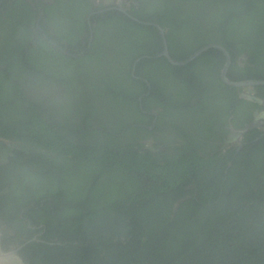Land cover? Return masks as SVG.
Returning a JSON list of instances; mask_svg holds the SVG:
<instances>
[{
    "label": "trees",
    "instance_id": "obj_1",
    "mask_svg": "<svg viewBox=\"0 0 264 264\" xmlns=\"http://www.w3.org/2000/svg\"><path fill=\"white\" fill-rule=\"evenodd\" d=\"M136 1L140 9L131 14L140 22L120 13L113 16L122 23L112 32L119 33V52L113 51L115 44L113 50L93 46L84 51L76 35L64 38L61 25L56 28L53 39L67 40L71 52L84 51V64L97 67L91 76L95 96H85L80 104L86 128L77 134L79 139L73 140L76 133L61 128L70 125L54 114L46 121L38 113L39 108L44 113L45 101L22 110L28 99L22 101L19 91L0 94V137L17 140L22 148L0 166V217L16 232L19 244L42 233L39 238L45 243L29 241L20 253L30 264H264V135L251 132L239 151L213 154L219 147L213 148L200 136L208 141L214 126L222 127L230 113L235 114L237 103L246 102L239 101L236 90L221 80L223 52L211 48L186 65L173 66L159 56L164 44L158 29L147 24L168 30L169 51L178 61L219 44L231 55L227 74L231 80H264V0ZM17 7L21 17L33 21L30 5L20 0ZM22 38L27 42L31 35ZM35 41L37 48H29L28 59L34 86L64 82L71 86L73 75L49 68L50 58L59 52L41 37ZM24 49H17L15 55L22 59ZM245 51L250 60L241 69L237 57ZM121 54L130 67L141 58L138 65L151 90L143 82L121 80L114 74L117 57L102 61ZM37 56H48L49 62L35 60ZM88 78L83 76V89ZM212 91L222 93L220 99L212 98ZM14 98L17 111L2 112ZM215 104L230 113L203 125L201 118H207ZM141 105L148 112L160 106L163 113L183 121L173 123V128L187 142L170 147L169 153L139 154L133 141L109 139L108 127L102 124L108 120L102 118L110 111L121 114V109L138 115ZM128 115L129 111L125 123L116 124L115 133L124 129L132 136L142 130L131 125ZM193 120L195 127L188 124ZM169 142L164 139L165 145ZM45 149L50 154H43ZM190 185L193 188L186 190Z\"/></svg>",
    "mask_w": 264,
    "mask_h": 264
},
{
    "label": "flooded vegetation",
    "instance_id": "obj_2",
    "mask_svg": "<svg viewBox=\"0 0 264 264\" xmlns=\"http://www.w3.org/2000/svg\"><path fill=\"white\" fill-rule=\"evenodd\" d=\"M19 1L20 0H0V94L6 91L9 93L15 92L16 94V91H19V93H21L20 97L22 101H26V98L28 99V103H22V110H31L34 102L45 101V103L41 105L43 107L44 113L40 108L38 113L42 115L46 121H49L51 114H54L56 117H58L62 124H69L70 126L68 128L64 127L66 125L60 127L76 133L72 139L77 140L80 138V136L77 134H80L81 131L86 128L80 113V104L83 102L85 96H89L90 99H93L95 96V91L91 89V85L93 83L91 82V76L95 75L97 69L96 66L84 64V62L81 61V57L84 56V51L93 46H101L102 48L109 47V50H113V44H115V50L113 51L119 52L120 47L117 43L119 33H117V35H113L112 32L114 31L115 26H121L122 23L115 22L113 16L116 13H120L127 16L128 18H132L135 21L140 22L131 14L133 10L140 9L139 2L136 0H82L83 4L80 5L79 0H23L24 5L28 4L31 7L33 17V21L31 22L28 17H21L22 13L19 11V7H17ZM20 3H22V1ZM58 24L62 27V32H60L63 34L64 38L76 35L80 39L84 47V51L82 53L79 54L78 52H71L72 48L67 40L58 42L57 40L53 39L54 37H57L55 31ZM82 24L84 26H82ZM147 24L156 26L161 39L163 40L165 50V41L167 43L166 34L168 30L158 24ZM82 30L83 33H81ZM97 33L98 39L96 42L95 34ZM24 34L31 35V40L24 42V39L22 38V35ZM39 37H41L49 46L59 52L60 55L50 58L52 64H50L48 56H37L35 60L45 58L46 62H49V68L59 71L64 75H73L75 79L71 86L68 87L67 84L65 85L66 82L55 83L53 86H49L48 84L44 88H36L34 86L35 80L33 78L34 76L31 75L30 61L28 60L30 58L29 48H37L35 39ZM111 38H113V41H111ZM24 46L25 56L23 54V58L20 59L15 55V51H17V49H22ZM164 50L159 55L160 57H165L162 55ZM224 56L225 60L227 61L225 54ZM105 57L106 55H103L102 59ZM114 57L118 58V61L114 62V64L118 66V68L115 69V72H113L114 74H116L121 80H124V78L128 77L130 80H133L132 82H143L147 88L151 90V83L147 80V77L143 74L138 65L141 58H138L136 61H134L131 67L129 66V62L126 60V56L123 54L107 56L109 60L102 61L109 62L110 60H113ZM247 60H250V56L247 51L243 52L237 57V63L241 69L246 67ZM167 61L172 64L168 59ZM95 62L99 63L100 61ZM22 66H26L27 70H25ZM222 70L220 72V77L224 82L222 79ZM83 76L89 77L88 81H85V84H88V87H85L87 89L82 88ZM227 79L232 82L240 83L254 81V79H239L237 81H233L228 77V75ZM228 86L236 90L237 99H239V101L243 100L246 102L242 103L241 101L240 103H237L235 114L233 111L230 113V109L223 111L224 109L222 108L224 106L222 104H215L206 113V116L208 117L201 118L200 122H204L203 125H210L213 123V121L220 120L229 113L231 114L229 117H227L226 124H220L222 127L218 125L214 126V134L212 136L208 137L209 135H206L209 139L208 141L203 139V136L200 134L201 132H198L201 135L200 139L204 140L207 144H211L213 148L216 146L219 147V149L213 154H226L232 149L239 151L244 145L246 134L251 132L256 134L255 131H259L261 132L260 136L264 135V88L261 87L264 85H254L251 87ZM147 95L148 93L140 95L139 102L142 103L143 98ZM221 95L222 93L217 94L215 91L211 92L212 98H219ZM225 98L229 105H233L229 96L225 95ZM114 105L116 106V103ZM193 105L198 106V103L194 102ZM17 108L18 106L16 105V98H14L13 100H8L1 108V111L12 113L16 112ZM139 110L140 113L137 115L136 113L132 114L131 110L126 109V112L129 111L130 116H128L133 122L131 125L142 129L135 131L132 136L126 133L124 129L119 133H115L116 124L120 125L125 123L126 112L123 109L120 110L121 114L118 112L116 115H114L110 111V114L107 118L103 117L102 120H108L107 123L102 122V124L108 127L107 133L110 136L109 139L113 140L115 138L122 143H132L133 141L132 145L134 150H139V154H145L148 150L154 154L169 153L170 147H178L180 145H184L187 142L185 137H178L179 135L173 128V123L179 124V122L183 123V121L173 118L169 112L163 113L164 111L162 107L155 106L151 111L148 112L141 105ZM164 115L166 117H164ZM150 117H153L152 121H149L150 124L144 123L150 119ZM188 124H191V127H195L194 120ZM250 124H253V127L246 133L241 134L240 131L247 128V126ZM95 129H99V127L95 126ZM192 135L195 136L193 133ZM258 138L259 137H257V139ZM164 139L170 141L168 145L164 144ZM17 143V140H9L7 138L0 137V166H2L4 163H9V157L14 154V150L22 149L17 145ZM43 154H50L49 149H45ZM74 167L79 168L77 165ZM192 188L193 185H190L186 187V190ZM182 202L183 200L177 202L174 206V210H177ZM178 203L179 206L175 208ZM27 227L31 230L37 229L35 226L32 227L27 225ZM0 231L2 234V250L4 252H9L19 248L18 255L25 264L30 263L26 261L20 253L22 249L28 244V242L33 240L45 243L39 238L42 233H37L32 240H29L23 244H19L18 241L15 240L16 232L8 228L1 217ZM22 240L25 239L22 238ZM0 264L16 263L11 261L0 262Z\"/></svg>",
    "mask_w": 264,
    "mask_h": 264
},
{
    "label": "water",
    "instance_id": "obj_3",
    "mask_svg": "<svg viewBox=\"0 0 264 264\" xmlns=\"http://www.w3.org/2000/svg\"><path fill=\"white\" fill-rule=\"evenodd\" d=\"M211 48H216L219 50H222L224 52V54L226 55V64L222 70V79L224 80V82L230 86L233 87H240V86H245V87H251L254 85H264V80H254V81H249V82H232L230 80L227 79V71L228 68L231 64V58L230 55L228 53V51L221 45H217V44H210L206 47L201 48L200 50H198L197 52H195L193 55H191L189 58H187L186 60L183 61H178L172 58L170 52L168 51V46L167 43L165 41V50L163 52V56H165L173 65L176 66H182V65H186L188 63H190L191 61H193L196 57H198L201 53L211 49ZM253 127V124H250L249 126H247V128L243 129L240 131L241 134L246 133L247 131H249L251 128ZM179 206V203L176 205L175 208H177ZM1 231H0V262H15L16 264H25L23 262V260L20 258V256L18 255L19 252V248L9 251V252H4L2 250V246H1Z\"/></svg>",
    "mask_w": 264,
    "mask_h": 264
}]
</instances>
